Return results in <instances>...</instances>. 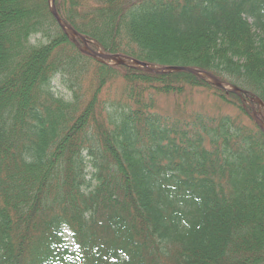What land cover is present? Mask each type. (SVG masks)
<instances>
[{
    "label": "trees",
    "instance_id": "16d2710c",
    "mask_svg": "<svg viewBox=\"0 0 264 264\" xmlns=\"http://www.w3.org/2000/svg\"><path fill=\"white\" fill-rule=\"evenodd\" d=\"M55 6L94 52L241 94L110 65L50 0H0V264H264V133L245 105L264 119V0Z\"/></svg>",
    "mask_w": 264,
    "mask_h": 264
},
{
    "label": "water",
    "instance_id": "95a60500",
    "mask_svg": "<svg viewBox=\"0 0 264 264\" xmlns=\"http://www.w3.org/2000/svg\"><path fill=\"white\" fill-rule=\"evenodd\" d=\"M50 10H51V13L52 15L55 17V19L58 21V23L60 24L61 28L65 31V33L74 41L77 43L76 41V38H79L85 45H86V48L83 49L79 44H78V47L86 52V53H89L90 50L88 49L87 47V42L85 41L84 38H82L81 36L78 35V33H76L71 26H69L68 24H66L65 22H63L61 20V18L59 17L58 15V12L56 10V6H55V0H50ZM91 54L96 57V58H102V59H106V60H109V61H117L118 64H123V65H126V66H130V67H136V68H139L141 70H144V71H147V72H153V73H169V72H175V71H181V70H187V71H190L196 75H199V76H206L208 77L210 80H211V83H213L215 86L217 87H221V88H224L226 89L223 84L217 79L215 78L214 76L210 75V74H206V73H202L196 69H191V68H176V67H168V68H161V69H158V68H154L146 63H140L138 61H132L131 64L125 62V61H121L117 58V56H110V55H103L101 53H95V52H91ZM234 92L236 93H239L241 94V91L237 88H234L233 89ZM252 109H253V119L255 120V122L257 123V125L262 129V131L264 132V124L262 122V120L259 118L255 108L252 106Z\"/></svg>",
    "mask_w": 264,
    "mask_h": 264
},
{
    "label": "rangeland",
    "instance_id": "374dc122",
    "mask_svg": "<svg viewBox=\"0 0 264 264\" xmlns=\"http://www.w3.org/2000/svg\"><path fill=\"white\" fill-rule=\"evenodd\" d=\"M33 43H36V39H33ZM117 63L118 62H116L114 60L111 61L112 65H115ZM54 85L56 86L55 91L60 92L65 97H69V93L65 89L59 87V84L57 81L54 83ZM225 87L227 90L233 91L232 87H230V86H225ZM194 97L195 98H194L193 103L197 106H201L202 105L201 103L205 100L204 98H206V96L204 95V92H202V91H195ZM245 105H246V107L249 106L250 108L253 105L256 108V110L258 111L259 115L261 113H263L262 106L259 104V100H257V99L250 100V101L248 100L247 102H245ZM252 116H253V114H252ZM65 235H66V237H68L70 235V232L67 230Z\"/></svg>",
    "mask_w": 264,
    "mask_h": 264
}]
</instances>
